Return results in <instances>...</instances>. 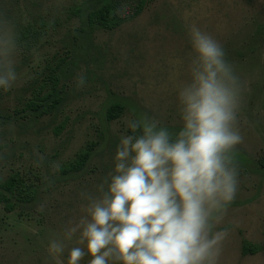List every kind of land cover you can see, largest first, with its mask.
<instances>
[{
  "label": "rangeland",
  "instance_id": "obj_1",
  "mask_svg": "<svg viewBox=\"0 0 264 264\" xmlns=\"http://www.w3.org/2000/svg\"><path fill=\"white\" fill-rule=\"evenodd\" d=\"M82 1L0 0L2 16L16 32L19 25L43 32L30 50L18 41V79L9 90L0 88V181L18 173L36 190L31 204L11 213L0 205V264H67L75 241L58 259L49 255V241L62 238L66 221L80 214V193L95 194L113 171L121 136L129 132L126 121L146 113L170 131L180 130L177 95L190 79L192 25L223 45L245 85L239 186L219 225L229 234L218 264H264V0H149L135 20L92 34L70 13ZM57 64L59 108L37 120L27 117L22 110L36 82ZM81 74L86 83L77 87ZM113 103L123 111L107 121ZM89 143L94 148L85 168L63 175L61 169ZM244 243L258 251L243 255Z\"/></svg>",
  "mask_w": 264,
  "mask_h": 264
},
{
  "label": "clouds",
  "instance_id": "obj_2",
  "mask_svg": "<svg viewBox=\"0 0 264 264\" xmlns=\"http://www.w3.org/2000/svg\"><path fill=\"white\" fill-rule=\"evenodd\" d=\"M190 79L177 95L181 127L170 131L146 113L126 121L114 169L85 201L80 214L49 241L53 258L67 264H218L229 234L220 228L235 201L243 143L241 110L245 85L226 59L223 45L192 25ZM18 34L0 16V88L18 79ZM77 87H83L81 74ZM139 133V134H137ZM54 169L58 167L53 165Z\"/></svg>",
  "mask_w": 264,
  "mask_h": 264
},
{
  "label": "trees",
  "instance_id": "obj_3",
  "mask_svg": "<svg viewBox=\"0 0 264 264\" xmlns=\"http://www.w3.org/2000/svg\"><path fill=\"white\" fill-rule=\"evenodd\" d=\"M149 0H84L79 5L70 9L73 17L78 19L82 31L92 34L96 31L111 32L122 25L135 20L141 15ZM6 14V13H5ZM3 11L0 9V16ZM6 17V16H3ZM8 18V17H6ZM39 29H44L39 24ZM18 41L22 42L23 48L30 50L37 44L43 36V32L33 29L31 25H19ZM60 65L48 66L45 76L39 79V83L33 88L31 98L25 103L22 111L27 112V117L31 116L34 120L45 115L53 114L61 104V89L59 88ZM123 106L120 103L111 104L106 112V120L118 119L122 114ZM128 134H131L129 129ZM139 134V133H137ZM94 148L93 143L87 144L77 154L75 159L61 169L63 175L76 174L85 168ZM264 168V161L260 162ZM36 198V190L18 173L11 174L4 181H0V205L6 213L13 212L16 208L31 204ZM256 247L244 243L242 254H253Z\"/></svg>",
  "mask_w": 264,
  "mask_h": 264
}]
</instances>
